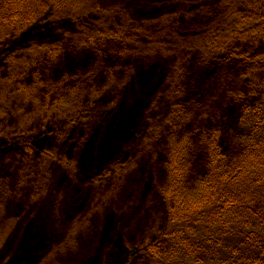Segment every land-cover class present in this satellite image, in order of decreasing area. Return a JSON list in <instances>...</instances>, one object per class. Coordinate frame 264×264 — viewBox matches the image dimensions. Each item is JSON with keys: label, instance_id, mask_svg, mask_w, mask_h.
Here are the masks:
<instances>
[{"label": "rangeland", "instance_id": "374dc122", "mask_svg": "<svg viewBox=\"0 0 264 264\" xmlns=\"http://www.w3.org/2000/svg\"><path fill=\"white\" fill-rule=\"evenodd\" d=\"M101 1L105 7L122 6L125 11L138 14L144 20L152 18L148 29L155 26L156 17H162L168 10L166 6H177L173 0ZM184 6L183 2L178 4L180 8ZM145 7L148 11L139 12ZM48 19L43 17L26 31L24 37L7 36L0 42V78L9 75L7 60L10 65L14 61L22 62L17 70L20 73L24 71L23 75L28 72L27 65L32 62L30 54L12 55V51L29 47L31 41L41 42L50 35V29L52 36L49 38H53L55 28H47ZM181 20L186 21V18ZM179 27L183 31L189 29L182 23ZM72 32H78L84 39L83 43L91 35L90 30L78 31L75 27ZM135 42L146 40L141 38ZM93 45L90 43L89 47ZM89 47L83 46L76 56L74 50L66 48L54 63L56 66L45 72V84H56L57 90L43 89L41 99H54L57 92L64 93L63 88L75 85V71L84 73L100 68V75L89 82V86H117L121 90L117 92L114 104L110 102L115 101L113 92L116 90L112 94L110 91L101 95L102 102L110 96L105 106L98 105L100 101L97 104L92 102L87 113L78 114L83 118L81 123L87 122L84 123L87 126L85 130L80 129L79 118V121L73 123L69 120L67 124V118L63 116L36 115L40 99H36L37 102L35 99L18 102L21 112L8 114L0 121L4 123L0 130V264H149L142 251L147 243L163 236L167 228L168 205L161 194L166 177L163 165L165 152L157 140L152 142L150 149L142 150L144 134L151 138L159 133L168 136L174 127L177 131H185L191 110L196 122L193 127L220 129L231 136V148L235 137L241 133L238 132L233 94L241 88L243 90V84L247 82L242 84V80L235 82L232 79L234 73L229 67V58L235 50L225 51L220 46L217 52L209 55L183 50L177 56L165 50L152 52L154 49L151 51L146 47L143 50L152 53L137 56L135 61L125 57L120 66L116 64L118 58L106 50L108 47H103L105 57L98 50L96 53L87 49ZM236 49L238 53L239 48ZM72 55L75 57L70 62ZM110 60L115 64H109ZM158 67L162 72L152 79L151 70ZM144 69L149 75L142 77ZM245 71L241 72V78L247 76ZM62 72L71 75L68 81L65 82ZM171 74L178 78L176 95L181 102L173 104L176 109L167 111V100L161 91L164 90L165 78ZM226 76L233 82L228 93L223 86ZM104 79L106 83L102 84ZM26 80L31 82L35 78L28 73ZM84 100L87 102V96ZM239 105L237 102L236 107ZM27 116L30 118L28 128L23 130L22 119ZM113 125L116 131L126 135H111ZM64 128L69 132L65 139H60ZM70 140L75 144L65 149L63 144ZM49 145L58 151L59 159L44 164L43 149L50 148ZM111 146L115 149L106 157ZM114 152L116 154L112 156ZM129 156L131 159H127ZM204 157L203 150L198 148L193 157L196 174L204 172ZM64 158L69 161L67 167L59 162ZM119 161L128 164L122 179H118L117 189L113 190V178L99 183L102 176L112 174L111 167L119 166L115 164Z\"/></svg>", "mask_w": 264, "mask_h": 264}, {"label": "trees", "instance_id": "16d2710c", "mask_svg": "<svg viewBox=\"0 0 264 264\" xmlns=\"http://www.w3.org/2000/svg\"><path fill=\"white\" fill-rule=\"evenodd\" d=\"M174 2L177 6H166L168 10L162 17H156L157 21L153 22L155 26L148 29L152 18L146 17L144 20L138 14L125 11L122 6L105 7L101 0H0V42L7 36L24 37L26 31L45 16L49 18L47 28L54 26L56 33L49 38L52 36L50 29V35L41 42L31 41L29 47L12 51V55L30 54L31 63L34 64H28V72L23 75L24 71L20 73L17 70L22 62L14 61L10 65L7 60L9 75L0 78V121L8 114H19L21 111L17 105L20 101L25 103L35 99L37 102L36 99H40V109L36 115L63 116L67 118V124L69 120L74 123L81 119L78 114L87 113L86 110L92 106L89 103L97 104L105 92L111 91L112 94L116 90L113 92L115 101L110 104L116 102L117 92L121 90L117 86H89V82L100 75V68L94 69L92 65H88L93 68L92 71H75V85L63 88L64 93L56 91L54 99L41 100L43 89L57 90L56 84H45V72L50 71L67 47L74 50L76 56L78 50L92 43L94 45L87 49L96 53V50L100 51L102 57L106 55L103 47H108L106 50L118 58L116 64L120 66L125 57L135 61V57L155 51H170L179 56L183 50L209 55L217 52L220 46L225 51L235 50L229 58V67L234 73L232 79L247 84H243V90L241 88L233 94L238 132L241 133L235 137L232 148L231 136L220 129L204 130L200 125L193 127V123H196L193 121V110L187 117L188 128L183 132L174 127L168 136L159 133L153 138L141 132L142 135L145 133L141 141L142 150L150 149L152 142L157 140L165 152L163 165L166 177L161 194L168 205L167 228L163 236L147 243L142 253L147 256L149 264H264V0ZM182 2L185 6L178 7ZM144 10L148 11L145 7L139 12ZM182 17L186 21H182ZM181 23L189 29L181 30ZM73 27L78 31L90 30L91 35L86 43H83L84 39L78 32H72ZM150 34L152 36H148ZM141 38L146 42H135ZM163 38L166 41L161 42ZM146 47L154 50H143ZM236 48H239L238 53ZM74 57L72 55L70 62ZM109 64L115 62L110 60ZM241 70H246L245 78H241ZM161 72L160 67L151 70L152 79ZM28 73L34 76V81L26 80ZM141 73L142 77L149 75L145 69ZM62 75H65V82L71 77L63 72ZM232 79L226 76L227 81L223 86L227 93L233 85ZM101 83L105 84V79ZM164 84L161 92L167 100L166 109H176L173 104L181 102L176 95L179 84L176 74L166 77ZM107 99L98 105L105 106ZM237 102L240 105L236 107ZM144 104L138 105V108ZM29 119L28 116L22 119L21 129L28 128ZM82 119L78 120L79 123ZM84 123L87 122L80 124L82 131L87 128ZM3 125L0 122V130L4 128ZM115 128L113 125L111 135H126ZM68 132L69 129L64 128L59 138L65 139ZM68 139L72 140L71 137ZM71 140L63 144L65 149L75 144ZM114 146L107 150L106 157L115 149ZM198 148L203 150L206 161L204 172L200 174L194 171L193 163ZM43 153L44 164L59 159L58 151L51 146L44 148ZM114 154L116 152L112 156ZM127 159H131V156ZM67 160L60 159L59 162L67 167ZM115 164L119 166L111 167V175L98 180L103 183L113 178V190L120 184L118 179H122L128 163L119 161ZM27 171L30 172L31 168L28 167ZM36 185L40 186L39 183Z\"/></svg>", "mask_w": 264, "mask_h": 264}]
</instances>
